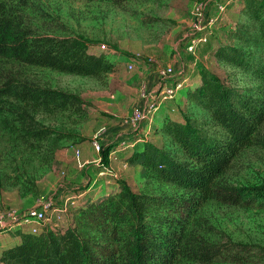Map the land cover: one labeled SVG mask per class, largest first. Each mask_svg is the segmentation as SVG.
I'll use <instances>...</instances> for the list:
<instances>
[{"label":"trees","instance_id":"1","mask_svg":"<svg viewBox=\"0 0 264 264\" xmlns=\"http://www.w3.org/2000/svg\"><path fill=\"white\" fill-rule=\"evenodd\" d=\"M99 1L119 5L128 0ZM236 1L228 0L234 4ZM239 13L245 20L235 23L234 29L228 31L237 42L217 46L214 55L224 64L250 72L262 82V88L257 93H243L210 70L194 67L191 84L180 91L188 109L206 113V126H198L190 115L165 117L149 128V136L153 137L154 132L166 138L164 144L139 137L137 143L118 147L120 150L115 153L129 164L136 162L143 167L146 177L173 185L178 193H137L125 181L115 178L118 187L97 199L85 198L73 209L65 228L46 227L37 234L18 227L3 230L18 236L19 240L1 250V262L213 264L264 261V247L212 243L192 232L187 224L191 215L210 200L264 209V186L242 187L220 182L221 175L243 150L264 149V133L261 132L264 57L254 60L248 50L254 46L264 52V0H242ZM92 44L78 35L35 34L20 24L5 0H0V60L100 77L112 71L113 65L105 55L90 52L88 48ZM0 102L6 103L0 107L4 126L18 132L23 140L41 143L59 131L40 123L35 115L74 108L81 99L65 90L1 74ZM117 146L118 143L100 144V162L95 175L101 165L110 164L108 155Z\"/></svg>","mask_w":264,"mask_h":264},{"label":"rangeland","instance_id":"2","mask_svg":"<svg viewBox=\"0 0 264 264\" xmlns=\"http://www.w3.org/2000/svg\"><path fill=\"white\" fill-rule=\"evenodd\" d=\"M200 1L128 0L115 5L99 0H5L20 24L35 34L78 35L89 39L93 44L88 50L105 55L113 70L100 77H91L0 60V83L1 74H9L71 92L81 99L74 108L35 115L40 123L59 131L41 143L19 138L18 132L6 128L0 117V213L9 209L18 213L43 204L61 207L70 198L75 206L69 207L67 221L57 222L56 213L48 210L44 228L67 226L73 209L80 204L76 201L82 198L77 197L81 194L79 191L90 186L98 168L99 154L91 142L95 139L100 143L119 144L124 140L130 145L135 138L149 136L151 130L145 123L138 126L130 123L132 111L148 99L157 101L162 87L158 78L161 69L167 65L174 67L176 82L183 78V69L191 66L192 56L178 39L188 30L191 11ZM226 1L220 14L214 2L208 6V13L219 17L208 42L198 48L195 68L210 70L243 93H257L263 86L261 81L250 72L218 61L214 55L217 46L237 42L228 31L234 29L235 23L245 20L239 13L242 0L235 4ZM221 16L224 18L220 19ZM101 43L106 45L104 52L95 47ZM248 50L254 60L264 57L260 47L251 46ZM136 53L140 57L132 60L133 67L129 69L126 63ZM185 71L184 76L191 72L190 85L193 71ZM174 81L169 80L167 84ZM174 99L180 117L190 115L198 126H206V113L188 109L182 91ZM181 100L183 106L180 107ZM5 104L0 102V107ZM261 132L264 133V122ZM149 140L158 145L166 142L164 136L154 135V132ZM109 165L134 192L178 193L173 185L146 177L144 169L136 162L129 164L112 155ZM97 181L100 187L99 182L103 184L104 178ZM220 182L242 187L264 186V149L249 147L243 150L221 175ZM94 187L95 184L90 187L93 192ZM91 191L85 192V198ZM187 224L192 232L212 243L264 247V209L255 206H233L210 200L191 215ZM3 230L5 228H1L0 253L19 240L18 236ZM0 264L4 263L0 261ZM213 264H264V261Z\"/></svg>","mask_w":264,"mask_h":264},{"label":"built area","instance_id":"3","mask_svg":"<svg viewBox=\"0 0 264 264\" xmlns=\"http://www.w3.org/2000/svg\"><path fill=\"white\" fill-rule=\"evenodd\" d=\"M211 2H214L215 4L216 0H202L192 9L188 30L178 39L184 46L185 51L192 56L191 66L183 69V72H181L183 78L176 82L173 79L176 76L174 67L167 65L159 71L158 78L162 87L158 91L157 101L148 99L139 108L132 111L129 121L133 126H138L142 122L146 123L148 126L151 125V123H153L154 114L159 109V105L166 100H173L177 93L186 86L184 83L187 78L183 75L184 72H186L185 69L188 71L189 68L194 69L196 66L198 62V48L207 42L219 17V15L211 16L208 13V6ZM225 4L226 3H217L219 14L224 11ZM95 47L99 52H104L107 49L104 43L98 44ZM139 57L140 55L138 53L134 54L126 63L127 67L129 69L132 68V60L138 59ZM169 80H173L174 82L172 84H167ZM91 144L94 150L98 153L101 143L94 139ZM125 145L126 142L124 140L119 143L120 147ZM76 154L78 158V152H76ZM100 177L104 178V184L110 185L112 183L111 179L117 178V175L112 171L110 165H101L93 183L95 184ZM77 197H84V195L81 193ZM69 200H66V203L61 207L43 204L40 206H31L18 213L16 210L12 209L3 211L0 213V233L1 228L11 229L15 227L26 229L34 234L40 233L44 229L48 210H52L56 213L57 222H65L67 221L66 218L69 207L71 205L75 206L70 198ZM67 202H69V205H67ZM0 236L2 235L0 234Z\"/></svg>","mask_w":264,"mask_h":264},{"label":"crops","instance_id":"4","mask_svg":"<svg viewBox=\"0 0 264 264\" xmlns=\"http://www.w3.org/2000/svg\"><path fill=\"white\" fill-rule=\"evenodd\" d=\"M218 1H219V3H224V0H218ZM215 5H217V2L215 3ZM222 18H224V16H221L220 17V19H222ZM213 30H214V28H213ZM188 70L193 71V69H190V68ZM190 73L186 76L187 79H186L184 85H187L188 84V79L190 77ZM174 100L175 99H173V100H166V101L162 102L159 105V109L155 112L154 118H153V124L151 123V125L160 123L162 121V119H164L165 117L179 118V112H176L179 109V107H177L175 105V101ZM183 103H184V101H183ZM179 104H180L179 105L180 107L183 106L182 100L179 102ZM155 119H156V121H154ZM145 125H147V124L145 123ZM151 125H149V126H151ZM149 126L147 125L148 128H150ZM137 134H138V132L135 133V134H133V135H131V138L132 137H135ZM144 137L149 140V137H151V136H146L145 135ZM139 140H140L139 137L138 138H135V140L133 139V143H131L130 145H132L134 143H137V141H139ZM118 147H120L119 144H118L117 147L113 148L112 151L109 153L108 157L110 159V163H111L112 155L117 156V154H115V153L120 150ZM121 159H123V158H121ZM95 177H96V175L91 179L90 186L85 191L81 192L83 195L85 194V192L91 191L90 187H92L94 185L93 180L95 179ZM117 178H118V176H117ZM98 180L99 181H102V178L100 177ZM111 180H112V183H111L112 185L111 184L110 185H106L104 183L101 184L99 182V185H101L100 187L97 186V184H98L97 183L98 181H97L95 183L96 187H94V192L91 191L86 198H89L90 197L91 199H97L98 197H102V196L106 195L107 193L113 192L118 187V184L116 183L115 179H111ZM82 198H85V195ZM82 198L81 199H78L79 201L78 200H76V201L77 202H82V200H83Z\"/></svg>","mask_w":264,"mask_h":264}]
</instances>
